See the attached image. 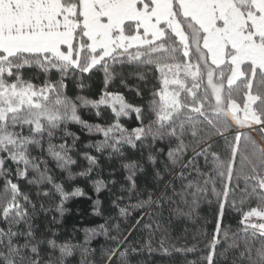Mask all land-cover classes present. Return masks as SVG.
<instances>
[{
  "label": "snow or ice",
  "instance_id": "obj_1",
  "mask_svg": "<svg viewBox=\"0 0 264 264\" xmlns=\"http://www.w3.org/2000/svg\"><path fill=\"white\" fill-rule=\"evenodd\" d=\"M73 124L102 136L85 147L121 161L129 202L120 195L113 206L124 219L140 212L126 234L100 224L83 229L81 243L39 227L91 199L58 182L50 163L68 184L99 176L88 152L87 167L73 170ZM116 183L91 179L94 215ZM205 204L214 209L204 219L212 230H200L204 264H264V0H0V264H72L77 253L79 264H95L89 245L98 236L113 241L101 264L193 252L168 244V225L199 218ZM227 212L235 229L223 226ZM136 225L147 232L139 247L128 241Z\"/></svg>",
  "mask_w": 264,
  "mask_h": 264
},
{
  "label": "trees",
  "instance_id": "obj_2",
  "mask_svg": "<svg viewBox=\"0 0 264 264\" xmlns=\"http://www.w3.org/2000/svg\"><path fill=\"white\" fill-rule=\"evenodd\" d=\"M91 88L86 89L84 94L93 96L98 88L99 81L90 82ZM148 87H151L149 85ZM78 90L70 86V92L75 93ZM129 95L134 102H138V98ZM145 95L147 96V88L145 89ZM82 119L89 122H99L94 112L90 109H81ZM127 123L133 124L134 126V117L132 120ZM69 131L79 136L80 139L77 141V154H74V158L77 160V164L73 166L74 171L83 170L87 167V161L83 158V153L88 152L92 155H95L99 158L100 169L99 176H97L96 171L93 172L91 178H82L78 177L75 181H72L71 184H68L65 181L64 174L55 167L53 163H50L49 167L52 169V174L56 177L58 182H65L66 186H78L84 189L91 199L87 198H78L71 201L66 205L70 211L67 212L64 217L61 219L58 214L50 213L47 218L41 217L38 221L39 227L41 230H47L48 227H52L58 232V237L61 241L63 240H72L73 242H83L84 240V231L85 228H97L100 224H106L109 227L110 235H116L117 229L114 225L119 223V231L127 233L132 225L135 224L136 219L140 215V212L132 211L131 215L127 218H120L118 216V210L113 206V200L117 196L125 195V199L120 201V203H128V198L126 194L121 192V185L125 184L124 175L125 171L121 167L120 159L116 157H109L107 152L97 153L94 148H87L84 145L89 143H95L102 139V136H89L87 135L79 125L73 124L69 126ZM71 137H69V141ZM129 156L133 158H139V153L129 152ZM100 178L104 179L106 182L108 180H115L117 183L115 185H109L111 191H104L100 194L99 199L101 200V210L102 215H94L93 207L94 201L97 199L96 193L92 189L91 179ZM138 181L141 187L144 186V178L138 177ZM132 203L135 202V197H133ZM213 209L214 205L210 208L208 205H202L199 209V218L193 217L192 219H173L168 225V244H175L177 247L187 248V247H196V251L178 253L172 252L171 255H165L160 251H154L148 253L147 251H141L130 256L131 264H204L202 257L207 254L204 247V238L200 235V230L203 227H207L208 231L212 230V224H204V219L213 220ZM52 215H56L57 219L60 220V223L53 224L51 222ZM167 216V213H165ZM109 217H114L115 219H109ZM147 220V217H145ZM143 223V222H142ZM237 217L235 213L227 212L224 220V227L236 228ZM147 238V232L140 225L135 226V230L132 231V234L128 237V241L135 247H139L143 243L144 239ZM160 238V234L157 233L153 241V247L158 248L159 245L157 241ZM113 241L104 236H98L94 239L89 247L95 249V254L90 255L88 260L95 261V264H101V254L102 250L108 246H111ZM80 255L79 253L72 259V264H79Z\"/></svg>",
  "mask_w": 264,
  "mask_h": 264
}]
</instances>
